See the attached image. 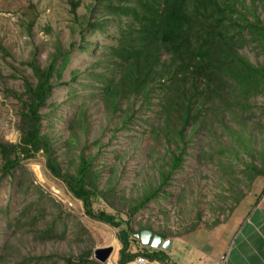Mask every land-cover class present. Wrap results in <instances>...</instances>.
<instances>
[{"label": "trees", "instance_id": "1", "mask_svg": "<svg viewBox=\"0 0 264 264\" xmlns=\"http://www.w3.org/2000/svg\"><path fill=\"white\" fill-rule=\"evenodd\" d=\"M79 4L73 0L71 10L74 12ZM257 10L264 13V0H94L89 14L83 16L74 32L78 44L62 47L59 40L54 41L44 65L34 53L21 62L29 76H14V80H21L18 89L4 85L2 95L15 100L19 136L17 142L0 141V184L8 177L26 196L31 185L25 182L28 173L24 164L41 154L46 171L81 203L83 214L116 229L120 243L116 264L131 263L138 256L169 264L163 250L140 245L133 252V243L139 242L135 234L152 229L149 223L138 222L137 230H133L131 221L149 202L172 195L165 189L175 172L182 169L185 150L197 144L199 137L207 142L199 140L197 144V164L205 159L214 163L216 155H228L243 164L240 172L250 191L254 181L264 177V147L256 148L258 142L264 143V102L256 101L258 96L264 98V64L251 62L240 51H255L257 57L259 50L264 54V22ZM94 32L113 39V44L90 43L88 35ZM72 49L85 51L89 58L92 53L94 58L83 69H69V79L65 80L64 70ZM0 51L9 55L1 43ZM63 86L69 89L67 136L59 135L55 142L52 129L45 131L46 118L50 128L52 122L43 110L47 106L54 109L53 103L48 105L47 101L55 88ZM92 104L98 114L106 116V127L112 136L129 130L142 106L150 112V117L140 118L142 132L151 140L149 156L156 146H162L163 153L153 168V179L133 184L137 188L134 195L126 196L118 188L125 175L122 169L116 173L115 163L123 154L113 150L114 163L101 165L99 149L108 143L98 137L89 140L94 124ZM194 136L198 137L196 141ZM93 147L97 148L94 153ZM243 155L248 156V162L243 161ZM220 163L221 159H217ZM228 191L232 203L223 210L231 213L246 195L237 184ZM100 202L110 210L99 206ZM31 205L24 206L15 221H6L7 228L14 229L26 217L24 232L31 235L33 242L63 241L69 214L51 217L45 227H39L37 223L46 218V212L38 209V214L30 215ZM218 223L216 220L212 226ZM57 225L61 227L59 233ZM196 228L197 224L190 222L179 232L154 233L167 239ZM0 255L1 264H101L92 257V249L77 256L71 252L67 256H12V246L6 241Z\"/></svg>", "mask_w": 264, "mask_h": 264}, {"label": "rangeland", "instance_id": "2", "mask_svg": "<svg viewBox=\"0 0 264 264\" xmlns=\"http://www.w3.org/2000/svg\"><path fill=\"white\" fill-rule=\"evenodd\" d=\"M72 1L0 0V43L9 54L5 55L0 51V141L17 142L18 140L19 134L15 127V100L11 97H4L2 89L4 85L18 89L21 80H14V76L20 74L29 76L28 70L23 71L21 62L27 61L34 53L39 63L44 65L56 40H59L62 47H68L71 43L78 44V37L74 32L79 29L78 22L82 23L83 16L89 14L94 0H74L80 2L74 12L71 10ZM257 14H260L264 22L262 10H257ZM30 21H32L31 26H29ZM113 30L112 23H110V35L113 34ZM88 39L90 43L94 42L102 44V46L105 43L113 44V39H105L103 33L94 32L88 35ZM240 51L251 62L264 64V54L260 50L259 57L255 56V51L248 49ZM93 58L92 53L89 58L85 51L79 52L77 49H72L68 66L64 70V79H69V69H83L87 61ZM4 78L7 80L3 84ZM68 90L67 86L55 88L47 101L48 105L53 103L54 109L47 106L43 110L50 115L52 122V128H50L49 117L46 118L45 131L49 132L52 129L55 142L58 141L59 135H62L63 138L67 136ZM82 91L87 92L85 87L82 88ZM256 101L261 104L264 102V98L258 96ZM138 105L139 102H137ZM94 107L93 104L90 106L94 124L90 129L89 140L98 137L102 143H108L106 148L99 149L101 165L114 163L113 150L123 154L121 160L115 163L116 173L122 169L124 170L122 174L125 175L120 180L118 188L122 189L126 196L134 195L137 188L133 184L153 179L151 176L155 174V163L160 162L158 160L163 153L162 146H156L154 152L149 156L151 140L147 134L142 132L144 125L140 118L150 117V112L147 111L146 106H142L136 115L138 120L136 118L133 120L134 123H131L130 129L120 131L116 133V136H112L113 132L106 127V116L98 114ZM262 121L264 122V115ZM109 127L112 128V126ZM197 138L194 136L193 141H196ZM199 140L202 141L203 138L199 137L197 144ZM203 141L207 142L206 139ZM197 144L185 150L182 169L175 172L171 185L165 189L172 195H168L164 200L158 198L154 202H149L144 209L137 212L131 221L133 230H137L138 222L141 225L149 223L153 232L159 230L171 233L179 232L190 222L197 224L196 229H210L216 220L221 222L230 220L234 214L235 217L239 216L248 204L249 198L259 191L264 177L254 181L251 192L249 188H246L244 174L240 172L243 164L237 163L228 155L224 157L220 154L216 155L214 163L205 159L197 164L195 160ZM263 144L258 142L256 148L261 149V146L264 147ZM105 150L108 151V154L105 153ZM91 151L94 153L97 148L93 147ZM241 157L243 161L248 162L247 155ZM217 159H221L220 164H217ZM24 167L28 173L25 182L31 185L26 196L19 193L17 185L12 184L8 177L4 178L0 184V250L4 241L10 242L12 256L15 254L25 256L50 253L67 256L70 252L77 256L83 250L92 249L93 251L95 248L112 246L113 252L109 261L111 264H116L120 249V243L115 236L116 229L87 218L82 212L81 203L71 197L62 182L46 171L44 158L41 154H38L35 159L25 162ZM136 173H138V177H135ZM104 176L107 175L104 174ZM236 184L244 190L246 196L241 201L242 206L240 207V203L234 211L229 213V209L225 211L223 206L226 207L232 203V197L228 196L231 193L229 194L228 190L232 185L235 187ZM29 204H32L28 212L30 215L38 214V209H44L46 212V218L37 223L39 227H45V224L52 219L51 217L61 216L64 218L63 213L67 212L69 214L66 220L68 227L65 231L67 237L63 241L56 240L43 244L33 242L31 235L24 232L26 217L20 219L21 222L15 225L14 229L7 228L6 221H15L22 208ZM98 205L110 210L103 202ZM197 215L200 217L199 220ZM56 228V232L59 233L60 225H57ZM190 233H185L180 237ZM138 248L140 249V243H133V252L139 250ZM148 262L147 264H149ZM57 264H63V262ZM128 264H134V262ZM169 264H171L170 259Z\"/></svg>", "mask_w": 264, "mask_h": 264}, {"label": "crops", "instance_id": "3", "mask_svg": "<svg viewBox=\"0 0 264 264\" xmlns=\"http://www.w3.org/2000/svg\"><path fill=\"white\" fill-rule=\"evenodd\" d=\"M249 199L237 217L170 238L171 264H264V182Z\"/></svg>", "mask_w": 264, "mask_h": 264}, {"label": "water", "instance_id": "4", "mask_svg": "<svg viewBox=\"0 0 264 264\" xmlns=\"http://www.w3.org/2000/svg\"><path fill=\"white\" fill-rule=\"evenodd\" d=\"M140 244L143 247H150L156 250L169 251L171 247V239H163L159 234L154 233L152 230L144 229L135 234ZM113 252L112 246L99 247L93 250V258L99 262L104 263L109 259Z\"/></svg>", "mask_w": 264, "mask_h": 264}, {"label": "built area", "instance_id": "5", "mask_svg": "<svg viewBox=\"0 0 264 264\" xmlns=\"http://www.w3.org/2000/svg\"><path fill=\"white\" fill-rule=\"evenodd\" d=\"M104 264H111L110 261L108 260L107 262H105ZM134 264H147V260L141 256L137 257L134 260Z\"/></svg>", "mask_w": 264, "mask_h": 264}, {"label": "clouds", "instance_id": "6", "mask_svg": "<svg viewBox=\"0 0 264 264\" xmlns=\"http://www.w3.org/2000/svg\"><path fill=\"white\" fill-rule=\"evenodd\" d=\"M140 243V242H139ZM141 245V244H140ZM142 246V245H141ZM150 248V247H149ZM92 257H93V251H92ZM139 257V256H138ZM136 259V258H135ZM95 260V259H94ZM108 260H110V259H107L105 262H107ZM104 262V263H105ZM134 262V261H133ZM104 263H101V264H104Z\"/></svg>", "mask_w": 264, "mask_h": 264}, {"label": "bare ground", "instance_id": "7", "mask_svg": "<svg viewBox=\"0 0 264 264\" xmlns=\"http://www.w3.org/2000/svg\"><path fill=\"white\" fill-rule=\"evenodd\" d=\"M97 230V229H96Z\"/></svg>", "mask_w": 264, "mask_h": 264}]
</instances>
